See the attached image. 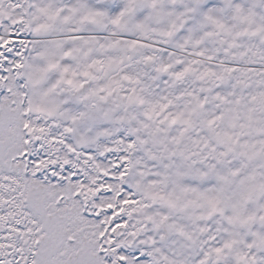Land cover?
Listing matches in <instances>:
<instances>
[{
  "label": "snow or ice",
  "instance_id": "1",
  "mask_svg": "<svg viewBox=\"0 0 264 264\" xmlns=\"http://www.w3.org/2000/svg\"><path fill=\"white\" fill-rule=\"evenodd\" d=\"M0 264H264V0H0Z\"/></svg>",
  "mask_w": 264,
  "mask_h": 264
}]
</instances>
